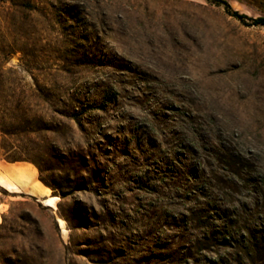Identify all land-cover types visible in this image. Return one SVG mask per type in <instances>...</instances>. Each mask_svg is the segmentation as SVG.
Masks as SVG:
<instances>
[{
  "label": "rangeland",
  "instance_id": "374dc122",
  "mask_svg": "<svg viewBox=\"0 0 264 264\" xmlns=\"http://www.w3.org/2000/svg\"><path fill=\"white\" fill-rule=\"evenodd\" d=\"M226 1L0 0L11 264H264V0Z\"/></svg>",
  "mask_w": 264,
  "mask_h": 264
},
{
  "label": "trees",
  "instance_id": "16d2710c",
  "mask_svg": "<svg viewBox=\"0 0 264 264\" xmlns=\"http://www.w3.org/2000/svg\"><path fill=\"white\" fill-rule=\"evenodd\" d=\"M207 3L222 7L223 10L231 15L233 18L237 19L238 21L245 23V20H247V16L240 14L237 11H233L230 4L226 0H206ZM252 25L254 26H261L264 27V18H256V19H250ZM1 133L5 136H13L15 135L14 133L6 132L4 130H1ZM9 162H16V161H29L33 164H36L30 156H24L21 158V156H16V157H11L7 159ZM38 165V164H36ZM227 168L230 174L239 176L240 170L236 168V164L234 162L227 161ZM39 167V166H37ZM40 170V168H39ZM43 181V180H42ZM57 189V188H56ZM22 195V194H21ZM23 196V195H22ZM32 200H35V198H32ZM21 203V202H20ZM26 203L22 204L25 205ZM10 214V212H9ZM16 216V215H15ZM14 216V217H15ZM18 219H23L22 216H17ZM14 223V222H13ZM36 223V222H34ZM37 224V223H36ZM16 233L14 230H12V224L11 225H6V220L4 217H2V223L0 224V232L2 233ZM0 239L2 238V235H0ZM241 245L243 247V253L246 257L247 261H251L252 263L255 261L256 256L261 253L262 257L264 258V232L262 230H259L257 232L251 233V237L249 238H242L241 240ZM1 247V244H0ZM253 256L255 258H253ZM0 264H11V260L6 258L5 256L0 254Z\"/></svg>",
  "mask_w": 264,
  "mask_h": 264
},
{
  "label": "bare ground",
  "instance_id": "6f19581e",
  "mask_svg": "<svg viewBox=\"0 0 264 264\" xmlns=\"http://www.w3.org/2000/svg\"><path fill=\"white\" fill-rule=\"evenodd\" d=\"M0 185L10 190L13 189V185L10 182H8L4 177L3 178L0 177Z\"/></svg>",
  "mask_w": 264,
  "mask_h": 264
}]
</instances>
